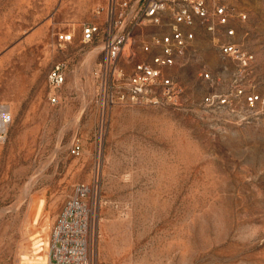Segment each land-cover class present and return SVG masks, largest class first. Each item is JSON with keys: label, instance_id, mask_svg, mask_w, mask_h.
<instances>
[{"label": "rangeland", "instance_id": "1", "mask_svg": "<svg viewBox=\"0 0 264 264\" xmlns=\"http://www.w3.org/2000/svg\"><path fill=\"white\" fill-rule=\"evenodd\" d=\"M231 24L256 54L251 91L264 96V0H227ZM97 0H0V264L42 262L73 187H96L94 260L111 264H264V106L235 97V64L207 32L183 75L180 109L102 111L96 45L79 42ZM247 15L242 21L238 14ZM78 39L61 51L60 31ZM65 60L62 102L47 100L51 67ZM229 70L221 75L224 68ZM209 72L207 80L202 73ZM228 94L234 109L203 103ZM82 144L79 156L71 148Z\"/></svg>", "mask_w": 264, "mask_h": 264}, {"label": "built area", "instance_id": "2", "mask_svg": "<svg viewBox=\"0 0 264 264\" xmlns=\"http://www.w3.org/2000/svg\"><path fill=\"white\" fill-rule=\"evenodd\" d=\"M94 20L83 22L79 42L96 45L103 60L95 72L100 109L145 106L180 109L187 100L184 72L197 54L198 37L207 32L219 52L235 64L232 84L235 97L253 109L264 106V96L251 91L257 78L256 54L239 38L231 24L233 9L227 0H97ZM242 21L244 13L238 14ZM78 39L76 30L60 31L57 49L63 51ZM229 68L225 67L221 75ZM69 66L55 63L47 79V100L62 102ZM207 80L213 76L202 73ZM203 103L214 108L234 109L233 101L222 92L209 93ZM7 137V124L0 117V142ZM80 140L71 148L82 152ZM96 187L78 183L73 187L52 229L44 261L30 264H111L94 260L90 250L89 226L93 213L92 194Z\"/></svg>", "mask_w": 264, "mask_h": 264}, {"label": "bare ground", "instance_id": "3", "mask_svg": "<svg viewBox=\"0 0 264 264\" xmlns=\"http://www.w3.org/2000/svg\"><path fill=\"white\" fill-rule=\"evenodd\" d=\"M4 109H5V111H6V114H5V119H4V123L6 124V122L9 120V115H10V109H9V107H5L4 106Z\"/></svg>", "mask_w": 264, "mask_h": 264}]
</instances>
